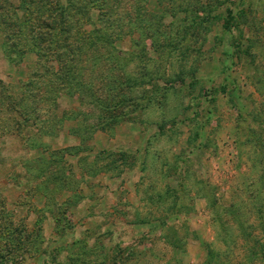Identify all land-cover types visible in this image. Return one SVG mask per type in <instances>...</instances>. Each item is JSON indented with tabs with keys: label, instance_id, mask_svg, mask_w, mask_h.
<instances>
[{
	"label": "rangeland",
	"instance_id": "374dc122",
	"mask_svg": "<svg viewBox=\"0 0 264 264\" xmlns=\"http://www.w3.org/2000/svg\"><path fill=\"white\" fill-rule=\"evenodd\" d=\"M126 1L141 22L111 29L118 65L94 68L102 109L86 88L61 89L56 116L41 101L36 118L28 109L0 126V230L18 237L25 222L55 251L22 264L68 263L89 248L101 264H264V0ZM3 34L0 84L14 97L37 57L7 58ZM118 76L129 83L102 90L100 78ZM101 113L106 122L88 119Z\"/></svg>",
	"mask_w": 264,
	"mask_h": 264
},
{
	"label": "trees",
	"instance_id": "16d2710c",
	"mask_svg": "<svg viewBox=\"0 0 264 264\" xmlns=\"http://www.w3.org/2000/svg\"><path fill=\"white\" fill-rule=\"evenodd\" d=\"M125 2L127 1L16 0L15 2L14 0H0V26L4 33V44L1 45L3 54L10 59H13V55L23 57L27 53H32L37 57L35 68H33L35 71L31 70L28 75L29 81L24 82L25 88L21 89L18 95L9 96L5 93V85L0 84V126L8 130L7 127L11 124L13 114L17 113L20 120H24L28 109L33 113V116L39 114L41 101H44L43 109L49 112V116H56V111H51V109L56 108V101L60 97L61 89L72 96L75 93L81 94V91L86 88L84 91L88 92H85L87 95L84 96L93 103L97 101L102 109L104 103L99 100L101 90L98 85L95 87L96 77L100 76L94 71V68H103L100 70L101 75L108 68L110 71H115L118 65L116 57L114 63V60L111 61V58L115 56L111 57L110 53L113 52L111 48H116L114 41L117 40L112 39L111 29L116 28L117 24L123 27L122 24L125 22L126 18L124 17L126 16L129 18L128 24H126V33L136 32V25L141 22L139 13L143 10L139 9L140 12H134L133 16L129 15L126 13ZM132 2L137 10L142 0H132ZM149 16L152 14L149 13ZM88 25H90L89 28ZM137 32L142 37V32ZM122 33H124L123 30L119 31L117 36L120 37ZM14 36L18 37L19 41L14 40ZM106 51L109 52L107 55ZM102 61L104 62L101 65ZM32 75L37 76V79H31ZM121 77L118 76L119 81H110L108 77L104 81L100 78L102 90L119 89L127 85L129 80ZM132 80V83L139 84L141 77H132ZM38 82L42 83V86L38 85ZM8 97L12 98L11 107L6 100ZM67 111L69 110H63L62 114ZM83 116L87 117L86 113ZM65 117L60 115L54 117L55 120L45 119V123L39 126L41 129L39 136L55 133L57 126H60ZM71 117L75 118L76 115ZM34 118L36 117L34 116ZM89 118L99 123L106 122L108 117L101 113L99 115L90 114ZM79 137L82 140L84 136L79 134ZM43 140L44 138H38V144H47ZM37 185L38 183L33 186ZM2 206L4 208V203ZM5 218L8 217L5 216ZM2 225L3 229L6 228V225ZM21 227L12 229L17 232L18 237L0 230V241L6 238L8 242L7 245L2 244L3 247H0V264H22L27 256L33 255L32 250L45 255L55 254L54 250L50 253L47 248L43 247V241H39L41 229L28 230L25 222ZM33 235H37V241L33 239ZM77 243L84 244L85 242L84 239H79ZM90 253L91 248L85 250L87 258L70 254L68 263L58 262L57 264H101L98 259H92ZM55 255L52 260H56ZM45 258L48 259V257ZM77 259H81V263Z\"/></svg>",
	"mask_w": 264,
	"mask_h": 264
}]
</instances>
